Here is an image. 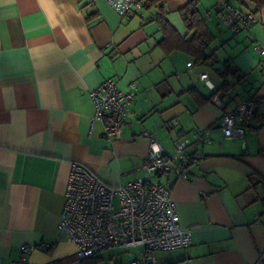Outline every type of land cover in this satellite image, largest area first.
I'll return each mask as SVG.
<instances>
[{"label": "crops", "instance_id": "obj_1", "mask_svg": "<svg viewBox=\"0 0 264 264\" xmlns=\"http://www.w3.org/2000/svg\"><path fill=\"white\" fill-rule=\"evenodd\" d=\"M158 5L189 39L179 12L185 0H160L125 16L106 0H0V264L16 259L22 244L37 242L49 247L33 250L32 264H136L140 250L114 257L133 248L107 249L108 261L102 251L95 260L81 259L60 230L74 161L109 186L145 177L169 188L191 243L157 250V264H264V125L258 127L264 54L252 49L264 44V5L248 31L233 34L219 24L218 0H198L210 34L205 61L163 50ZM227 65L236 74L225 78L229 87L222 92L217 70ZM201 72L212 88L199 80ZM108 77L122 92L134 90L116 140L103 136L99 120L90 124L89 91ZM213 95L222 107L207 100ZM251 97L262 98L257 115L240 137L223 135L222 113ZM194 131H207L209 141L190 145L198 158L184 168L188 178L145 174L150 139L170 155L174 142Z\"/></svg>", "mask_w": 264, "mask_h": 264}, {"label": "built area", "instance_id": "obj_2", "mask_svg": "<svg viewBox=\"0 0 264 264\" xmlns=\"http://www.w3.org/2000/svg\"><path fill=\"white\" fill-rule=\"evenodd\" d=\"M106 2L118 15L125 16L130 12L141 11L150 0ZM218 3L219 24L233 34L248 31L258 21L255 11L242 9L228 0ZM253 48L259 55L264 54V44L257 42ZM191 64V61L186 63L187 66ZM198 78L207 87H213L206 72H201ZM133 96V89L122 92L115 79H104L89 91L94 105L90 124L99 120L106 139H119L124 115L133 102ZM211 101L222 107L217 95H213ZM255 110V104L249 98L224 111L219 121L223 135L240 137L244 124L251 122ZM197 141H209L207 131H194L179 138L173 144L172 154L167 155L159 142L150 139L143 161L145 174L159 176L173 172L178 177L188 178L184 168L191 160L198 158L196 153L189 155V147ZM262 206L264 210V199ZM178 219L175 203L170 197L169 188L164 184L145 177H135L123 184L109 186L85 164L71 162L59 228L77 247L79 258L92 257L107 249L138 247L140 258L136 264H157V250L183 249L191 243L190 230L180 227ZM48 247L49 244L44 242L22 244L19 256L11 259L9 264H32L29 261L30 253ZM43 264L56 263L48 261Z\"/></svg>", "mask_w": 264, "mask_h": 264}, {"label": "trees", "instance_id": "obj_3", "mask_svg": "<svg viewBox=\"0 0 264 264\" xmlns=\"http://www.w3.org/2000/svg\"><path fill=\"white\" fill-rule=\"evenodd\" d=\"M159 1L160 0H150L148 5H153L154 3H157ZM219 1L220 0H218V2ZM234 2L235 5L239 6L240 8L244 9L243 6H245L247 9H250L252 11H256L264 5V0H234ZM197 4L198 0H185V5L179 10L187 28L192 31L189 39L181 37L176 32V30L165 19V12L162 10L161 5H158L154 19L157 21L158 28L163 34L161 40L158 43L162 46L165 52H169L173 49H178L194 56L197 61H205L209 58V55H206L204 53V49L209 43L210 34L204 23V20L198 12ZM89 17L90 15L88 14L87 20H89ZM217 73L222 80L219 86V90H222V92H226L229 85L225 81V78L228 75L235 76L236 70L232 66L227 65L224 69L217 70ZM210 99L211 97H209L207 100L209 101ZM250 99L253 100L256 107L253 116L254 118L258 113L260 100L262 98L251 97ZM262 125H264V121L259 123L258 127ZM192 154H194V152H189V155L192 156ZM191 159L193 158L191 157ZM86 258L95 260L97 257L95 255Z\"/></svg>", "mask_w": 264, "mask_h": 264}, {"label": "rangeland", "instance_id": "obj_4", "mask_svg": "<svg viewBox=\"0 0 264 264\" xmlns=\"http://www.w3.org/2000/svg\"><path fill=\"white\" fill-rule=\"evenodd\" d=\"M201 2H204V0H201ZM230 2L233 3V4H235L234 0H231ZM205 6H206V4H205ZM255 44L256 43H254V45ZM252 49H253V51H255L254 48H252ZM171 150H172V148H171ZM172 152H173V150H172ZM172 152H171V154H172ZM139 250H140L139 248H133L131 251H124V252L122 250L114 251V257H118L120 254H122V255H125L126 254L128 256H134V255H136V253H138ZM108 255H111V252L109 250H105V251H102L101 252V256L104 257V260H107L108 261Z\"/></svg>", "mask_w": 264, "mask_h": 264}]
</instances>
